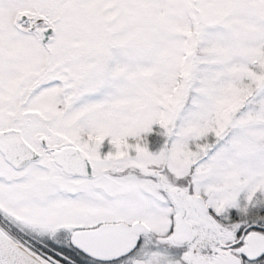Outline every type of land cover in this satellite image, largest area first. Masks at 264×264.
Returning <instances> with one entry per match:
<instances>
[{
  "label": "snow or ice",
  "instance_id": "snow-or-ice-1",
  "mask_svg": "<svg viewBox=\"0 0 264 264\" xmlns=\"http://www.w3.org/2000/svg\"><path fill=\"white\" fill-rule=\"evenodd\" d=\"M0 264H264V0H0Z\"/></svg>",
  "mask_w": 264,
  "mask_h": 264
}]
</instances>
